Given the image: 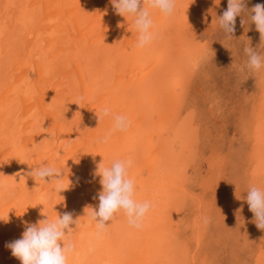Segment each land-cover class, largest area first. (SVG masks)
I'll use <instances>...</instances> for the list:
<instances>
[{
    "label": "bare ground",
    "instance_id": "obj_1",
    "mask_svg": "<svg viewBox=\"0 0 264 264\" xmlns=\"http://www.w3.org/2000/svg\"><path fill=\"white\" fill-rule=\"evenodd\" d=\"M227 6L228 0H177L170 17L150 8L156 38L141 48L134 18L118 15L111 0H0V218L8 219L0 220V264H21L6 245L22 237L25 222L65 212L79 219L78 228L70 226L75 252L68 264H180L179 251L183 264H208L204 243L215 215L219 231L226 232L219 223L231 215L248 223L257 244L252 263L264 264V231L244 198L249 186L264 188V70L253 72L258 94L239 116L249 148L243 182L229 181L226 157L215 147L206 159L198 155L193 169H180L176 159L182 141L173 131L188 105V83ZM115 115L127 118L126 131H113ZM116 159L132 160L135 199L152 207L141 228L130 227L121 212L97 236L85 209L98 208L97 166ZM42 164L62 169L65 190L26 175ZM239 234L236 251L246 243Z\"/></svg>",
    "mask_w": 264,
    "mask_h": 264
},
{
    "label": "rangeland",
    "instance_id": "obj_2",
    "mask_svg": "<svg viewBox=\"0 0 264 264\" xmlns=\"http://www.w3.org/2000/svg\"><path fill=\"white\" fill-rule=\"evenodd\" d=\"M256 4L264 5V0H247V7L249 9ZM220 12L221 11L217 12V14ZM242 20H244L245 23L242 24ZM210 25H212L211 22L209 23V26ZM200 36H203L202 39L208 37L206 32L201 33ZM233 36L234 38L231 40L225 38L219 26H217L215 35L210 36L211 39L208 37V39L210 41L212 40L211 42L214 43L211 45L210 52L203 54L199 60L198 64H200V67H198L199 70L197 69V74L195 75V77L197 76L198 78H194L192 84L188 83L189 97L185 95V101L188 105L183 106L181 110V122L176 123L173 133L176 138L178 136L182 141V149L178 151V156L176 158L179 160L178 164L180 169H182L186 163L192 164L188 169H193L196 163L194 161L195 158L199 155V157L206 159L211 154V149L213 151L215 147L217 151L226 157V175L229 181L233 180L232 183L238 185L243 182L239 180L242 178L239 175V170H241L240 165L243 163V167L245 166V154L249 152V148L246 147L245 136L242 135L244 130L241 132L240 129V122L242 120L239 119L240 117L243 119V115L251 106V100L256 97L255 94H258L255 75L253 71H250L246 67L248 57L244 53V47L249 45L262 53H264V49H260L259 47L261 44L260 33L257 31L255 24L248 20L246 16H237L236 30ZM200 71L201 73L199 74ZM247 104L249 106H247ZM186 125L187 127H185ZM187 130H189L192 135H190ZM176 138L174 139L176 140ZM187 150L189 153L186 154ZM166 161L170 170L176 169L175 161L171 166L168 162V158ZM187 161H189V163ZM233 167H235V169ZM237 174L239 176H237ZM196 188L199 191V187L196 186ZM231 200L232 199H229V201ZM225 204H227V202H225ZM232 204V202H229L228 207L232 206ZM216 216L217 215H215L211 221L212 226L210 229L212 233L209 234L211 237L206 239L204 243L206 246L205 249H209V258L207 257V259L212 260L211 262L209 260L208 264H253L252 262L256 259L255 252H257V249L254 248L257 247V244L254 243L256 239V235L254 236V229L251 227L249 229L248 223L245 226V222L243 223V221L238 220L235 215L236 219L231 215L225 218L226 221L224 223H219L221 225L220 227L227 226L226 232L221 230L220 232L215 228L216 222L219 219L218 217L216 218ZM179 226L180 233L183 235V223ZM244 227H246L245 230H243ZM171 231L174 232V228ZM239 231L241 234L243 233L242 236L244 240L246 239V243L241 247L243 250L238 251L239 249L236 247V251L235 243L237 241L235 240L239 238ZM227 237L229 238L228 240L226 239ZM181 240L182 238L177 242V251L180 249H178V247L180 246L179 243H181ZM179 253L180 255L178 256L181 258L180 264H183V260L185 259L184 253H181V251H179ZM176 255L175 253L174 258L177 257ZM248 260L251 261L248 262Z\"/></svg>",
    "mask_w": 264,
    "mask_h": 264
},
{
    "label": "clouds",
    "instance_id": "obj_3",
    "mask_svg": "<svg viewBox=\"0 0 264 264\" xmlns=\"http://www.w3.org/2000/svg\"><path fill=\"white\" fill-rule=\"evenodd\" d=\"M176 3L177 0H111L118 15L134 18V25L139 33L137 46L141 48L150 45L156 38V33L153 31L154 21L149 9H157L166 17H170L174 14ZM242 15L255 24L260 33L259 47L264 49V5L256 4L249 9L247 0H228L227 9L216 19V22L225 38L231 40L236 30V18ZM241 23L245 21L242 20ZM244 53L248 57L246 67L250 71L264 70V53L249 45L244 47ZM103 115L109 116L110 109H103ZM100 118L99 116V120ZM113 120V131L123 132L129 127V121L123 115H115ZM110 135L111 133L106 134L102 142L106 143ZM18 161L21 164L27 163L22 160ZM132 163L131 159H116L109 166H105L103 160L97 166L95 175L101 177L100 184L102 185V191L98 193V208L87 207L85 209L86 215L91 209L90 220L95 223L97 236L106 232L111 223L115 221L117 214L121 212L130 227L139 229L151 210L152 205L149 201L141 202L135 199L136 184L129 175ZM61 171L62 169L50 164H42L32 168L26 175L31 176L38 183L43 181L47 184H54V191L61 192L65 190V176L60 175ZM46 178H51V182H47ZM244 198L249 205V210L254 214L253 222L258 229L264 231V188L251 185ZM45 216L46 219L36 223L25 222L22 237L6 245L12 255L21 261V264H68L69 257L75 252V244L70 238L74 230L70 226L75 224L78 228L79 219L74 220L70 212H65L55 219ZM0 220L7 222L8 219L0 218ZM109 221H111L110 224L107 223Z\"/></svg>",
    "mask_w": 264,
    "mask_h": 264
}]
</instances>
